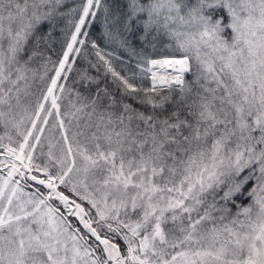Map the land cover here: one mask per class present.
Here are the masks:
<instances>
[{"label": "snow or ice", "instance_id": "obj_1", "mask_svg": "<svg viewBox=\"0 0 264 264\" xmlns=\"http://www.w3.org/2000/svg\"><path fill=\"white\" fill-rule=\"evenodd\" d=\"M0 264H264V0H0Z\"/></svg>", "mask_w": 264, "mask_h": 264}, {"label": "trees", "instance_id": "obj_2", "mask_svg": "<svg viewBox=\"0 0 264 264\" xmlns=\"http://www.w3.org/2000/svg\"><path fill=\"white\" fill-rule=\"evenodd\" d=\"M93 31H94V35L98 37L101 32V25L98 23Z\"/></svg>", "mask_w": 264, "mask_h": 264}]
</instances>
